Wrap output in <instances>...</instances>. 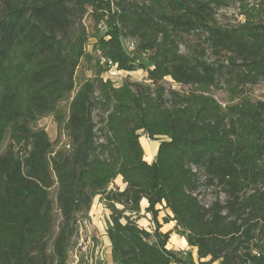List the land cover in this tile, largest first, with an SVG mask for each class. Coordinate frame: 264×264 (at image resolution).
Wrapping results in <instances>:
<instances>
[{
	"label": "trees",
	"instance_id": "16d2710c",
	"mask_svg": "<svg viewBox=\"0 0 264 264\" xmlns=\"http://www.w3.org/2000/svg\"><path fill=\"white\" fill-rule=\"evenodd\" d=\"M247 1L0 0V147L10 140L0 157V264H69L77 214L118 177L126 188L106 196L115 264H196L167 248L158 205L198 264H264V101L250 93L264 87V3L243 25L217 18ZM108 62L145 71L147 83L115 86L104 79ZM86 66L93 77H79ZM221 83L237 103L215 99ZM45 117L60 146L37 127ZM142 135L160 142L152 163ZM203 187L225 200L204 204ZM143 199L153 232L137 224ZM55 209L62 220L49 251Z\"/></svg>",
	"mask_w": 264,
	"mask_h": 264
},
{
	"label": "rangeland",
	"instance_id": "374dc122",
	"mask_svg": "<svg viewBox=\"0 0 264 264\" xmlns=\"http://www.w3.org/2000/svg\"><path fill=\"white\" fill-rule=\"evenodd\" d=\"M233 6L229 7L232 8ZM233 17V18H232ZM225 18L227 19H234V14L232 13H225ZM91 18L87 17V20L85 21V26L90 31L91 35L95 32L93 25L91 23ZM94 39L90 41V46L92 43H94ZM181 52L186 53L187 48L186 46H181ZM212 60V59H211ZM143 62L146 63L145 59H143ZM87 66L83 67L82 69H79V77L86 74L88 78L93 77V74L90 70H87ZM111 74L107 73L104 75L105 79L111 80L115 86H121L124 83H133L135 85H145L147 74L143 70H139L136 72H125L120 71L116 69H111ZM84 71V72H83ZM173 81L168 79L166 80L165 84L169 88L173 86V88L180 89V87L174 83ZM142 88V86H141ZM251 93V101L259 102L264 101V87L259 84L256 87L253 88ZM215 99L223 106H229L234 105L237 103V100L233 101L230 97V94L228 92V88L224 83L219 84L218 88H215L213 90V94ZM69 102L66 101L63 104V107L65 110H68ZM105 111L101 110V112L94 111L93 112V118L96 122H98L99 119H102V116L105 115ZM37 127L39 129L45 130V132L48 134L50 140L55 143H59L58 145H61V141L58 140V128L57 124L53 117H45L41 119ZM142 133V132H140ZM143 137V135H142ZM148 139L147 136H144L143 139ZM62 141H65V139H62ZM153 142V143H152ZM9 138L5 140V143L2 144L0 147V157L5 155V153L9 149ZM160 142H154L148 141V144L150 146H155L159 144ZM57 147V146H56ZM12 151L13 153H21L19 150L18 145L13 144L12 145ZM144 155L146 157V154L144 152ZM146 161V160H145ZM150 161V160H147ZM149 163V162H148ZM123 183V181L118 180V182H114L107 191L97 196L93 200L92 207L90 209V212L88 213H79L77 214V228H78V235L74 237L70 242V250H69V264H77L78 261H82L81 264H115L112 260L111 256V245L109 239H107V228L108 224L111 222V215L112 211H110V205H112V202H109L106 200V196L110 193H116L117 191H123L126 188V185ZM116 191V192H115ZM56 194L53 190L51 192V199L55 200ZM198 198L200 201H202L204 204L206 203H213L217 198H219L222 202L225 200V195L220 192L219 188L210 187L205 188L203 187L202 190H200V193L198 195ZM147 201V199H143L141 201V215L140 218L137 219V224L139 227L143 229H147L148 231L153 232L155 225L152 219V215L150 213H147L145 209V204H142L143 201ZM55 202V201H54ZM116 207L119 209H122L123 207L119 204H116ZM148 208V207H147ZM156 209L159 210V216L162 222L163 218L166 217L167 212L166 209L163 206H156ZM126 215H129V213H126ZM54 218H55V224L52 232L50 233L48 237V247L49 251L52 250V244L54 243L59 231H60V224H61V214L59 210H54ZM123 221V220H122ZM175 224V223H174ZM173 224V225H174ZM174 230V229H173ZM174 231H172L173 233ZM176 238H173V240L169 243L173 246H175ZM183 240H181L182 242ZM168 243V245H169ZM168 249L173 250V248H170V246H167ZM178 255H181L184 259L190 260L194 258L197 260V252H191V250H174ZM210 258H206L205 261H209ZM198 261V260H197ZM204 261V262H205ZM199 262V261H198ZM214 264H221V262H215Z\"/></svg>",
	"mask_w": 264,
	"mask_h": 264
},
{
	"label": "built area",
	"instance_id": "2783aa9c",
	"mask_svg": "<svg viewBox=\"0 0 264 264\" xmlns=\"http://www.w3.org/2000/svg\"><path fill=\"white\" fill-rule=\"evenodd\" d=\"M263 3H264V0H248L244 7L241 4H238L236 6H233L232 8H224L221 12H218L217 18L220 21V23L227 24V21H225V13H232L234 14L235 27L239 25H243L244 23H246L248 19V13L250 11L259 10L260 7L263 5ZM99 30L106 31L107 26L104 23H102L99 26ZM123 43H124V48L128 49L129 53H133L135 51L136 41L129 39V40L123 41ZM89 51H90V47H89ZM108 63L112 65L111 62H108ZM112 68L117 70V66L112 65L111 69ZM111 69L107 73L111 74L110 72L112 71ZM105 80H108V79H105ZM254 253L256 254V252Z\"/></svg>",
	"mask_w": 264,
	"mask_h": 264
},
{
	"label": "crops",
	"instance_id": "0c3cea01",
	"mask_svg": "<svg viewBox=\"0 0 264 264\" xmlns=\"http://www.w3.org/2000/svg\"><path fill=\"white\" fill-rule=\"evenodd\" d=\"M142 140H144L146 143H143V141H140L143 149H144V152L146 154V156H149L151 158L150 161H147L149 163H152L155 158H156V155H157V151H158V148H159V144L155 145V146H151L148 145V141L150 142L149 139H146L142 137ZM153 143V142H152ZM144 144H146L147 146H145ZM151 149V150H150ZM118 180H121L122 181V178L121 177H118V179H116V182H118ZM125 186V185H124ZM142 204H145V209H147V207L149 206L148 204V201H143ZM167 214H169V216H172L171 212L169 210H166ZM160 225H162V228H161V231L163 233H167V232H172L174 231L173 229L175 228V224L174 222H171L169 224H164L161 220V218L159 217L158 218ZM174 224V225H173ZM173 238H176V241L174 242L175 243V246L172 247V245L169 243L168 246H170V248H173V250H182V251H185V250H191V252H197V249L195 248H192V247H189L188 244H187V241L185 238H181L180 236H178L177 234H175V232H173L170 236V241L173 239ZM181 240H183L181 242ZM199 261V259H197ZM195 258H194V263L198 264V261H197ZM203 262L205 261L204 259L202 260Z\"/></svg>",
	"mask_w": 264,
	"mask_h": 264
},
{
	"label": "bare ground",
	"instance_id": "6f19581e",
	"mask_svg": "<svg viewBox=\"0 0 264 264\" xmlns=\"http://www.w3.org/2000/svg\"><path fill=\"white\" fill-rule=\"evenodd\" d=\"M233 18V17H232ZM234 20V19H233ZM128 50V49H127ZM140 141H143V143H146L144 140H142V138L140 139ZM147 141V140H146ZM145 146H147L146 144H144ZM149 145V144H148ZM151 147V146H150ZM151 150V149H150ZM150 156V155H149ZM149 156H146L148 160H151V158Z\"/></svg>",
	"mask_w": 264,
	"mask_h": 264
}]
</instances>
